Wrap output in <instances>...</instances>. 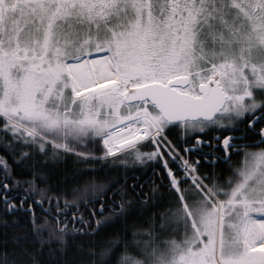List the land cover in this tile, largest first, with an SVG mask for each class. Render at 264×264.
<instances>
[{"label":"snow or ice","instance_id":"1","mask_svg":"<svg viewBox=\"0 0 264 264\" xmlns=\"http://www.w3.org/2000/svg\"><path fill=\"white\" fill-rule=\"evenodd\" d=\"M0 147V264H264V0H0Z\"/></svg>","mask_w":264,"mask_h":264},{"label":"trees","instance_id":"2","mask_svg":"<svg viewBox=\"0 0 264 264\" xmlns=\"http://www.w3.org/2000/svg\"><path fill=\"white\" fill-rule=\"evenodd\" d=\"M0 155L5 156L7 158V160H8V162L10 164H12L13 161H12L11 154L8 153V152H5L2 147H0ZM62 156H63V154H62ZM41 159H43V157H41ZM99 163H101V162L100 161H97V164H99ZM130 163H131V161H130ZM72 166H73V158L72 157H69L68 158L67 167L71 168ZM13 167H15V165H13ZM48 167H51V164H49ZM58 167H64V165H60ZM142 171L143 170L141 169L140 171H138L136 173H130V174L140 175ZM148 172H149V175L147 177H145V179H151V170L149 169ZM36 211H37V214H40V209L39 208H37ZM8 219H11V217H9ZM120 227H121V225H119V224L115 226V228H120ZM2 232H3V228L0 227V233H2ZM129 236H130V233H129ZM68 243H69V249H70V251H74L75 245L73 244L71 238H69ZM52 247H56V245H52ZM45 251H47V249H45Z\"/></svg>","mask_w":264,"mask_h":264},{"label":"flooded vegetation","instance_id":"3","mask_svg":"<svg viewBox=\"0 0 264 264\" xmlns=\"http://www.w3.org/2000/svg\"><path fill=\"white\" fill-rule=\"evenodd\" d=\"M238 159H239V157H237V156L233 157V160H238Z\"/></svg>","mask_w":264,"mask_h":264},{"label":"rangeland","instance_id":"4","mask_svg":"<svg viewBox=\"0 0 264 264\" xmlns=\"http://www.w3.org/2000/svg\"><path fill=\"white\" fill-rule=\"evenodd\" d=\"M101 147H102V145H101Z\"/></svg>","mask_w":264,"mask_h":264}]
</instances>
